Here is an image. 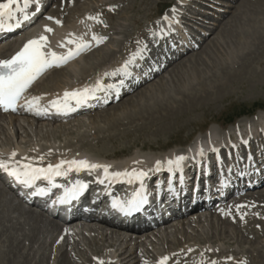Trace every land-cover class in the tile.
I'll use <instances>...</instances> for the list:
<instances>
[{
    "label": "rangeland",
    "instance_id": "obj_1",
    "mask_svg": "<svg viewBox=\"0 0 264 264\" xmlns=\"http://www.w3.org/2000/svg\"><path fill=\"white\" fill-rule=\"evenodd\" d=\"M255 3H259L260 9L264 10V0H40L42 15L45 17L61 11L63 14L66 11H75L72 14L76 15H80L81 10L90 12V18H96L91 19L90 29L97 37L92 48L75 54L67 62L51 68L44 74L33 87L29 97L47 96L64 91V88H76L88 80L92 81L98 75H102L101 83L108 86V90L102 88V94L97 96L92 102V107L82 113L83 115L66 119L54 120L43 115V118L38 119L27 112L23 114L22 111L12 115L0 114V157L5 162L14 164V167L23 164L18 156L9 154L28 150L41 151L51 156L55 152L80 149L116 158L114 164L128 158L125 156L130 155V152L138 150L148 153L151 157L163 158L174 152L184 154L188 144L198 138L206 142L205 131L215 128L218 136L209 137L207 144L220 148L215 154L217 162L224 167L227 165L228 170H242L248 162L257 163L259 160H262L259 165L264 166V153H261L264 151V123L253 122L247 126L241 124V120L264 111V37L260 34L263 26L252 23V30L257 32L255 36L247 39V49L231 61L227 56L239 38L236 25L247 23L244 22L248 15H245V10H254ZM160 13L162 15L158 16ZM170 15L175 16V19L177 17L176 22L178 21L180 26L169 29L163 24L164 17ZM256 16L263 18L261 15ZM107 24L109 26H106ZM166 28L167 33L171 35L169 39L173 38L171 42H174V45L168 53H162L160 48L163 49L165 44L155 47L153 40L159 32L164 33ZM12 34L13 39L20 35V31L16 28ZM90 38H93V35ZM88 41L92 42L93 39ZM166 55L171 59L168 65L159 71L158 68L161 69L165 63ZM128 61L132 62L125 64ZM75 63L79 67L76 72L73 69ZM122 63L128 65L119 70ZM82 67L85 71L80 69ZM106 73L108 75H105ZM139 77L143 81L136 86V78ZM113 84L124 91L120 98L113 95L114 88L109 87ZM203 84L209 93L204 99V93L200 92ZM180 92L190 95L189 97L197 93V96H192L196 100L193 99L195 107L185 105L186 108L182 109L183 115L165 120L166 106L180 107V101L187 102L186 100L190 99L187 98L188 95L185 98ZM100 96H106L104 104L103 97ZM148 102L149 106L157 104L148 109L143 106ZM55 126L60 128L55 130ZM241 140L244 143L249 141V152L245 151L246 147L241 146ZM114 152L116 154H113ZM182 157L186 159V156ZM213 160L214 155L209 154L207 161L212 163ZM132 165L134 164L127 166ZM138 165L142 164L138 162ZM228 170L227 173H231ZM229 190L232 194L226 203L216 202L211 207L196 209L197 214L204 215V218L198 217L200 221L196 220L194 224H190L189 214L180 222L170 220L162 228L165 231L160 230L161 234L155 237L154 241L125 236L124 239L127 240L119 241L120 243L116 241L118 244L112 246L115 249L109 250L105 238H97L94 242L91 239L93 233L85 231L83 236H69L65 241H61L63 243H57L67 250L75 264H124L116 261L117 252L114 251L119 250V247L121 251L125 248L129 250L128 264H158L156 258L159 252L167 257L168 264H173L174 261V264H195L189 260L192 256L198 260L197 264H264V181L254 188L240 190L239 186H233ZM6 198L11 202L9 197ZM7 212L0 217L1 264H14V261L15 264H20L24 258L17 256H32V250H37V253L33 256L35 259L28 257L31 264L46 254L48 258L42 261L43 264H53L59 259V249L56 251L54 247H48L54 234L49 237L50 234L44 232L29 242L23 237V233H29L31 225L26 224L27 222L21 224L22 220L19 221L20 225L16 224L12 218L15 213L12 212L11 217ZM44 218L47 221L58 220L48 216ZM153 231L157 233L158 229ZM232 233H236V238L244 243H227L219 235L228 238L229 235L233 236ZM146 234L149 232L143 235ZM41 241H46L47 245L43 250H38L37 246ZM99 245L100 248L103 246L99 249L100 252L93 254L94 247ZM15 246L21 247L18 254L14 250ZM187 247L189 250L194 249L192 253L188 252L190 257L185 252ZM207 252H211V255L206 257ZM91 254L100 255L95 258ZM85 257L88 259L85 260ZM28 262L25 264H30ZM22 263L24 264V261Z\"/></svg>",
    "mask_w": 264,
    "mask_h": 264
},
{
    "label": "bare ground",
    "instance_id": "obj_2",
    "mask_svg": "<svg viewBox=\"0 0 264 264\" xmlns=\"http://www.w3.org/2000/svg\"><path fill=\"white\" fill-rule=\"evenodd\" d=\"M181 1H184V0H181ZM0 2H5V0H0ZM147 3L150 4V2H147ZM143 4H145V1H144ZM258 4L259 3H255V5H257V6L253 5L254 10H252V8H251V10H245L246 11L245 12V15L246 14H248V15L246 16L247 20H244V22L247 21V23H243V25H241V24L240 25H236V27L239 30L238 31L239 38H237L238 41L237 40H236L237 42L235 41L236 43L233 45V49H230V50L227 49L229 51H228V53L226 52L227 53V56L230 57V61L233 60V59H236L237 57H239V55H242L243 51L246 50L247 47H248V45H249V44H247L248 43L247 42L248 41L247 39L248 38H251V37H253V36L256 35V32L257 31L252 30V25H253L252 23H259L258 24L259 26H263L264 27V10L263 9L261 10L260 7H259L260 5H258ZM243 6L247 7V5H244V4H243ZM13 7H15V5ZM34 9L35 8H34V4H33V5L30 6V8L28 10L31 13V17L29 16L30 18L27 19L25 22H23L24 20H21L20 19V16H21L20 13H16L15 19H10L7 16H5L3 18V23H4L5 27H8V23H9L11 26L12 25H15V26H18L19 25L20 29H22L23 27H25V28L21 32V35L20 36L15 37L13 39H12L11 36L10 37H7V38H4V37H1L0 38V60L10 59L17 51H19L21 48H23L24 44L27 43V41L33 40V39H39L40 36L47 37L46 46L43 47L44 50H46L47 52H49V51L55 52L57 55H61V56L67 55L70 51H74L76 49V45L77 44H85L86 43L88 45L87 47H85L82 50H80V52H84L87 49H90L91 47L94 46V42H95L96 39L93 38V42H89L88 41V40H90V36L91 35H93V37H97L94 33H92V31L90 29L91 21H92L91 18H90L91 16H89V15H91L90 12L83 11V10H81V12H80L78 10L81 13L80 15H82L80 17V15L72 14L75 11L74 12L71 11V13H67V11H66L67 14L64 12V14H66V15H64L63 12L61 11L59 13H53L50 16L45 17V16H43V15H41L39 13L36 14V12H35ZM172 14H174V13H172ZM256 15H261V16H263V18H261V19L256 18L257 17ZM109 16H111V15H109ZM111 17H110V19H112ZM114 17H115V15H114ZM176 19H177V17H176ZM176 19H175V16L174 17H172L171 15L170 16H165L164 19L162 20V22H163V24L165 26L169 27V29L170 28L172 29V28L178 27V25H179L178 21L176 22ZM191 19H193V18H191ZM106 20H107V18H106ZM109 21H108V23H109ZM26 25H27V27H26ZM106 26H109V25L107 24ZM236 27H235V29H236ZM263 27L260 30V34L264 37V28ZM46 28H50V29H52V31H50V32L49 31H46ZM181 28H182V26H181ZM167 29L168 28H166L164 30L166 31ZM182 29H184V28H182ZM186 30H187V28H186ZM169 31H171V30H169ZM177 31H178V29H177ZM236 34H237V31H236ZM169 37H171V35H169ZM69 41H72V43H70ZM263 42H264V40H263ZM139 57H138V59H139ZM169 60H170V58H167L166 57L165 60H164L165 63L163 65V67L161 69L158 68V70L159 71L160 70H163L166 67V65H168L167 63H168ZM105 61H107V60H105ZM123 63L121 65V67H120L121 70H123L128 65L127 64L125 66L126 62H125V64H123ZM76 64L77 63H75V65L72 64L74 66V68L71 66L74 69V71L76 70V68L79 69V67H77ZM99 68H100V66H99ZM80 69L82 70V69H84V67H82ZM104 70H105V68H104ZM158 70H157V72H158ZM84 71H85V69H84ZM121 73H122V71L120 72V74ZM101 74H102V72H101ZM155 75H156V73H155ZM101 76L98 75L92 81L88 80L85 83H82L81 85L77 86L76 88H64L63 89L64 91L56 92V93H50L47 96L40 95V96H36V97H34V96L33 97H29L30 96V92H32L33 87L36 85V83H35L31 87V89H29L28 93H25L24 97L22 98L23 105H25V108L21 109L22 110V113L24 114L25 112H27L29 115L38 117V119L43 118V117H41L42 115L49 118L50 117V114L48 113L49 108L47 107V105L53 104L52 103L53 101H58L61 104H63L64 103V93H65V91L72 92L74 90H82L84 88L95 89V91H92V92H90L88 94V96H92V97L95 96V95H97L98 93H101L102 91H100V89H102L104 87H100L99 89H96L97 81H100V79H101L100 77ZM81 80H82V78H81ZM142 81L143 80H140V78H139L138 79V82H139L138 85H140L142 83ZM113 86H114L113 88H114V91H115V95H117L120 91H121V93L123 92V90L120 87L116 86L115 84H113ZM128 88H130V87H128ZM105 89L108 90V87H105ZM206 90L207 89H205V85L203 84V89H201V91H200V92H203L204 93V95H203L204 97L203 98L201 97L202 99H204V98L207 97L206 94H209V93H207ZM149 93L151 94L152 92L149 91ZM180 94L183 95V96H185V98L188 95V94L186 95L184 92H180ZM196 94L197 93H194V95H191V97H189L190 95H188L187 98L189 97L190 99H187L186 100L187 102H181L180 101L179 102V106L180 107L172 108L170 106H166L167 115L165 116V118H166L165 120H167L169 118H172L173 119V117L174 118H179L181 115H183L182 114V112H183L182 109H183V107L186 108L185 105L186 106H189V107L191 106V107L194 108L195 106L193 104H195V103L193 101L194 98L192 96H197ZM151 97L152 96L150 95L149 98L151 99ZM33 98H37V101L34 103V105L31 108L32 109H35L36 111H38V110H40V109L43 108L46 112L43 111V112H40L41 114H39V113H34L35 111L26 108V105L29 106V104L27 103V101H32ZM40 99H43L44 101H41ZM103 99H105L104 96H103ZM199 99H200V96H199ZM70 102H71V100H68L67 101V105L68 106H69V103ZM203 102H206V101H203ZM201 103H202V101H201ZM155 104H157V103H155ZM155 104H152V105L149 106V102H148L147 104H145L143 106L144 107H147L148 109H151V107L154 106ZM197 108H198V106H197ZM191 111H192V109H191ZM82 113H84V112H82ZM81 115H83V114H81ZM63 118L66 119L67 117H63ZM52 119L56 120V118L54 116L52 117ZM170 122H171V120H170ZM239 122H240V120H239ZM253 122H259V123L261 122V123H264V111H259L255 116H253V117H251L249 119L241 120V124H243V126L244 125L245 126L251 125V123H253ZM153 123H155V122H153ZM156 123H159V122H156ZM58 127L59 126H55L53 128L56 130ZM148 128H149V126H148ZM207 136L208 137H211V136H215L216 137V136H218V133L216 132L215 128H213V129L211 128V129H208ZM200 144H201V141H196V142L191 143L187 147V149L185 150V154H188L191 157H195L196 154H197V151H198L197 149H199V148L200 149H203L204 148L203 147L204 145L201 144L202 145L201 146ZM159 147H157V148H159ZM154 151H155V149H154ZM18 153L19 154H17V156H19L21 158V160L23 159L22 160L23 164H25V162H26V164H29L30 163L32 166L35 165V164L42 165V163H45V162L48 163V164H52L53 166L59 164L60 165V168L58 169V171L60 173L63 172V169L62 168L64 167V165L65 164H68V163L61 164V161H68V162H70V161H73V160H77V161H79V160H87L90 164H98V165L112 166V167H114L113 170L115 171L114 177H120L122 175H125V176L128 175V176L131 177V176L137 175V174H139L141 172L144 173V175H145L146 167H147V165L150 166V162L151 161H152V163H153V161H154V163L158 162L157 165H159L160 167H162L165 164V162L164 163L161 162V159H159L157 157H154V156L151 157V156L148 155V153L141 152L140 150H138L136 152L133 151L132 153L130 152V155L127 154V156H125V157H128V158L122 159V160H120L119 162H117L115 164H114V162L117 161V160L115 161L116 158H113V157L112 158H109V157L104 156L103 153H101V154L95 153L94 154V153L87 152V151L80 150V149H70V150L55 152V153L51 154V156H49L47 153H42L41 151H33V150H31V151L28 150V152L19 151ZM6 154H8V153H6ZM113 154H116V152H114ZM182 155H184V154H181L180 152H176V153L174 152L172 154V156H168L166 159H172L174 157L173 158L174 159L173 161H176V158L177 157H180ZM16 159H18V157ZM0 161H3V159L1 157H0ZM173 161H172V163H173ZM138 162L141 163L142 166H143L140 169L138 167L139 166L138 165ZM135 163H137V164L135 165ZM183 163L184 162L180 161L179 166L182 165ZM130 164H134V165L127 166V165H130ZM170 165L171 164L169 163L166 167L169 168ZM9 166L12 167V165H9ZM13 166H14V164H13ZM128 167L131 168V169H133V171L126 170V169H129ZM100 168H104V167H100ZM124 168H125V170H124ZM88 170L92 171V170H95V169H88ZM116 173H120L121 175L117 176V175H115ZM125 173H127V174H125ZM3 185L4 184H2V182H0V217H3V216H1V214H3V213L6 214L7 209H8V212L7 213H10V216H11V213L12 212L15 213V214L12 213L14 215V217H12L13 215L11 217L15 219L16 224H19L20 225V222L19 221L22 220L23 222H21V224L27 222L26 224L31 225V227L28 229L30 232L29 233H23V237L26 238L29 242H32L37 237V235H39L41 233H44V232L48 233V235L50 234L49 237L54 234V238L51 237V240H50L51 243L49 244L50 246H48V247H52V248L54 247V249L56 251L59 249L60 257H59V259H57L55 261L56 263L53 262L55 260L54 259L52 261L53 264H75L74 261H73V259L71 258V256L68 255L67 250L66 249H63L61 247V245L59 243H57V242H60L59 240L61 238H62V240L65 241L69 236L70 237L73 236V238H74V236L78 237L77 235H82L83 236L85 234H82V233H85V231H88L89 234L93 233V235L91 236L92 237L91 238L92 241L95 242V240L97 238H99V240L100 239H103L104 240V238H105L104 241L107 243V247H108L107 249H111V248H113L112 246L115 245L116 241L119 242V241H122V240H127V239H124L125 236H128V237L134 236L135 238L137 237L138 239H141L142 238L143 240L148 239L150 241H154V238L155 237H157L158 235H160L162 231H165V230H162V228L165 225H167V223L170 222V220H172L173 222H175V221H179L180 222V221L183 220L182 218H184V216L186 218V216L189 214L188 217L191 216V218L189 219V223L190 224H194V222L196 220L198 221L200 217H203L204 216L203 214L201 215V214H197L195 212L196 209H198V207L199 208L200 207L202 208L203 205H200L198 203V204H195L194 206H191L190 204H191V200H192L191 198L192 197L190 195H187V196H184L180 200L179 203H177L178 208L180 209L179 211H181V206H182V208L185 209L184 212L183 213H180V212L178 213V210L176 208H175V211H172L171 210L172 211L171 213L168 212V214L166 216H162V222H161V224H154L156 222H153L152 224H150V223L143 222V221H141L140 224H130V223H127V222H115V221H110L107 218H104L102 216H95V215L86 216V215L80 214V213L79 214H77V213L73 214L71 216L70 220H61L60 218H57L59 221L58 220L54 221L52 219H50V221L49 220L47 221L44 218L45 214L42 213V212H40V211H38L36 209V206H34L35 203L33 201H30L29 203L26 202V204H25L24 201L17 200L15 198L11 197L10 194H9V192L6 190L5 186H3ZM6 197H9V199L11 200V202L8 201V199ZM227 197H228V194L225 195V197L223 199V203H226L227 202L226 201L227 200ZM263 200H264V197H263ZM12 202L14 204H12ZM4 210L6 212H4ZM221 210H223V209H221ZM192 215H194V216H192ZM220 215H221V213H220ZM52 218L54 219V217H52ZM160 219L161 218H159L158 220H160ZM193 219H194V221H193ZM23 226H24V224H23ZM27 227H28V225H27ZM156 229H158L157 233H156V231H153V230H156ZM160 230H162V231H160ZM126 232L129 233V234L126 235L125 234ZM147 232H149V234L143 235V234H145ZM158 232H159V234H158ZM46 233H45V235H47ZM232 234H233V236L229 235L228 238H225L221 234H219V235L223 239H225L226 241H224V240L223 241L224 242H227V243H234L235 241L237 242V245H241V244L244 243L243 240L241 241V240H239V239L236 238V236H235L236 233H232ZM219 235H218V237H219ZM110 236H111V240H109ZM206 236H207V234H206ZM205 239L206 238H204V240ZM164 240H166V239L164 238ZM37 242H39V241H37ZM95 244H97V243H95ZM116 244H118V243H116ZM46 245H47V242L46 241H41L38 244L37 249L38 250H43L46 247ZM103 246H104V244H103ZM17 247L15 246V249L14 250L18 254L21 247L20 248H17ZM92 248H93V246H92ZM94 248L95 249H93V251H92L93 254H97V253L100 252V250H99V249H101L100 248V245L98 247H94ZM47 249H50V248H47ZM113 249H115V248H113ZM120 249L121 248L119 247V250L117 249L118 251L117 250L115 251V252H117V257H118L117 259H118L119 263L128 264L130 262V260H129V257H130L129 250H126V248H125L124 250L121 251ZM50 250L52 251V249H50ZM50 250H47V251H50ZM68 250L70 251V249H68ZM191 251H194V249L189 250V247H187L185 252H187V255H188V252H189V254L192 253ZM32 253H33L32 256L31 255L23 256L22 254H19V256H17V257L22 258V259L24 258V260H22V262L24 261V264H25V262H28L29 260H30V262H28V263L31 264V259H35V257H33V256L37 253V250H32ZM54 253H57V252L54 251ZM79 253H80V251H79ZM160 253L161 252L158 253V256H160ZM213 253L215 254V252H213ZM213 253H212V255H214ZM80 255L83 256L81 253H80ZM161 255H162V253H161ZM208 255H211V252H207L206 257ZM30 256H31V259H29ZM47 256H48V254L42 255V257H39L37 260L34 261V264H41V262L45 258H48ZM94 256H97V255H94ZM260 256H262V255H260ZM8 258H10V257H8ZM190 259L195 264H197L198 260L195 259L193 256L191 258H189V260ZM85 260H87V259H85ZM19 261H21V260H19ZM15 263L16 262L14 261V264ZM107 263H109V262H107ZM236 263H237V261H236ZM42 264H43V262H42ZM50 264H51V262H50Z\"/></svg>",
    "mask_w": 264,
    "mask_h": 264
},
{
    "label": "snow or ice",
    "instance_id": "obj_3",
    "mask_svg": "<svg viewBox=\"0 0 264 264\" xmlns=\"http://www.w3.org/2000/svg\"><path fill=\"white\" fill-rule=\"evenodd\" d=\"M33 4H38V0H5V2H0V29L5 28L3 23V18L7 16L10 19H15L16 13H20L21 20H27L31 13L28 11L30 6ZM15 5V7H13ZM38 10V8H37ZM91 19H96L92 17ZM11 27V25H8ZM46 31H52L50 28H46ZM96 39V37H93ZM47 37L40 36L39 39H33L27 41L24 44L23 48L17 51L10 59L0 60V106H3L5 110L11 108L15 110L17 102L22 97L23 93L30 87V85L44 72L49 68L58 66L72 56L76 52L82 50L88 45L77 44L74 51H70L67 55H57L55 52L49 51L45 53L42 51V48L46 46ZM72 43V41H69ZM139 55V53H136ZM128 61L126 63H131ZM105 75H108L107 73ZM102 87L100 81H97L96 89ZM109 87H114L109 85ZM95 89L84 88L82 90H74L72 92L65 91L64 93V103L61 104L58 101H53V107L57 110H62L66 108L68 100H75L77 103L83 102L88 94ZM37 101V98H33L32 101H27L29 107L31 108L34 103ZM13 157L15 153L12 154ZM185 159L180 156L176 158L175 163L179 166V162ZM68 163L74 165L77 169L81 168H90L95 169L98 167H104L105 165L90 164L87 160H73V161H61V164ZM171 164L172 161H169ZM60 165H49L47 168H37L33 167L30 163L24 164L20 167H9V164L5 161H0V169L8 172L9 175L13 176L19 183L28 186L33 184L41 176L50 177L51 175H60L58 171ZM127 174V173H125ZM115 175L119 176L120 173ZM144 173H139L136 175V178L139 179L140 176H143ZM43 191V190H41ZM133 202H129L130 206ZM129 210V209H125ZM167 260V257L163 258L160 264H164V261ZM103 264V262H101Z\"/></svg>",
    "mask_w": 264,
    "mask_h": 264
}]
</instances>
